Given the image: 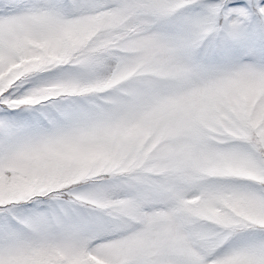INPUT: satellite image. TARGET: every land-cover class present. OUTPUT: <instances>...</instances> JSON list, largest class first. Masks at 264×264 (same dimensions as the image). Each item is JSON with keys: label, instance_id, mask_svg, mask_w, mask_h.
<instances>
[{"label": "snow or ice", "instance_id": "6c2138e0", "mask_svg": "<svg viewBox=\"0 0 264 264\" xmlns=\"http://www.w3.org/2000/svg\"><path fill=\"white\" fill-rule=\"evenodd\" d=\"M0 264H264V0H0Z\"/></svg>", "mask_w": 264, "mask_h": 264}]
</instances>
